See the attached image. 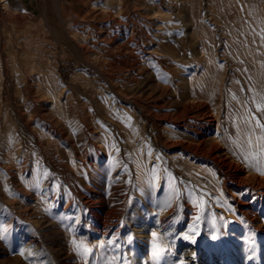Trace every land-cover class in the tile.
<instances>
[{
  "label": "rangeland",
  "instance_id": "374dc122",
  "mask_svg": "<svg viewBox=\"0 0 264 264\" xmlns=\"http://www.w3.org/2000/svg\"><path fill=\"white\" fill-rule=\"evenodd\" d=\"M263 36L264 0H0V264H264Z\"/></svg>",
  "mask_w": 264,
  "mask_h": 264
},
{
  "label": "bare ground",
  "instance_id": "6f19581e",
  "mask_svg": "<svg viewBox=\"0 0 264 264\" xmlns=\"http://www.w3.org/2000/svg\"><path fill=\"white\" fill-rule=\"evenodd\" d=\"M229 11H227V13H228ZM85 23V22H84ZM133 28V27H132ZM258 34V33H257ZM261 34V33H260ZM262 35V34H261ZM264 37V36H263ZM262 37V38H263ZM259 38V37H258ZM257 40V39H256ZM264 40V39H263ZM259 41V40H258ZM257 41V42H258ZM256 42V41H255ZM260 42V41H259ZM264 42V41H263ZM254 43V42H253ZM262 43V41L260 42V44ZM248 44V43H247ZM260 44H257V46L259 45L260 46ZM251 45H253V44H251ZM250 45V46H251ZM255 45H256V43H255ZM254 46V45H253ZM261 47V46H260ZM149 51V50H148ZM4 69V68H3ZM243 72V71H242ZM219 80V79H218ZM161 107V106H160ZM203 110H205V111H203L204 113V117L201 119L202 121H199V123L197 124V125H195V127H194V129H193V140L196 142V145H202V144H205V143H208V144H210V143H212V139H211V137H209V136H205V138H203V139H198L202 134H203V130L204 129H207V128H209L210 126H211V121H212V119L209 117V114H208V112H207V110H206V108L205 107H203L202 108ZM197 112V111H196ZM187 124V123H186ZM183 127H185V125L183 126ZM186 128V127H185ZM190 128V127H189ZM168 129V128H167ZM202 129V130H201ZM171 130V129H170ZM217 131V130H216ZM178 132H180V131H178ZM190 132V131H189ZM218 134V133H217ZM213 135V134H212ZM197 138V139H196ZM216 138V137H215ZM214 139V138H213ZM220 139V138H219ZM218 140V139H217ZM221 143V142H220ZM222 144V143H221ZM183 148H185L188 152H189V155L190 156H197V153H196V149H198V147H195V148H191V144H184V143H181L180 144ZM213 148V149H212ZM215 149V150H214ZM248 149H249V147H248ZM249 150H251V149H249ZM201 151V150H200ZM209 152H207L208 153V156H206L205 158L207 159V160H210L211 162H212V160L214 159V158H216V157H218L219 155H217V153L219 152V149H218V147L217 146H215V147H210V149L208 150ZM225 155V154H224ZM189 156V157H190ZM205 156V155H204ZM204 156H203V158H204ZM230 158V157H229ZM218 160V159H217ZM222 160V159H221ZM228 160V159H227ZM146 163V162H145ZM205 163V162H204ZM225 164V163H224ZM256 165V164H255ZM210 166V165H209ZM148 167V165H146V168ZM225 168V167H224ZM228 168H229V166H228ZM225 170V169H224ZM237 170V169H236ZM221 172V171H220ZM254 173V172H253ZM226 175V174H225ZM238 176V175H237ZM237 176H234V175H232L231 176V180L233 181V180H235L236 179V177ZM251 177V176H250ZM237 180V179H236ZM255 180V179H254ZM263 181V180H262ZM228 182V181H227ZM246 182V181H245ZM244 182V183H245ZM256 182V181H255ZM262 184V183H261ZM264 184V183H263ZM240 185V184H239ZM251 185V184H250ZM257 185V184H256ZM223 186V185H222ZM227 186V185H226ZM235 186V185H234ZM259 186V185H258ZM224 187V186H223ZM228 188V187H227ZM246 188V187H245ZM224 189V188H223ZM226 189V188H225ZM247 191V190H246ZM259 192V191H258ZM262 193V192H261ZM233 194V193H232ZM240 196V195H239ZM100 198V197H99ZM236 199H238V198H236ZM235 201V200H234ZM238 204H240V205H245V206H242V207H240V208H242L243 210H250V212H253V209L250 207V205L252 204H249L248 205V203H247V201L246 202H238ZM235 206V205H234ZM231 209V208H230ZM262 209V208H261ZM232 210V209H231ZM248 210V211H249ZM239 211V210H238ZM234 212V211H233ZM243 212H246V211H243ZM242 213V212H241ZM240 213V214H241ZM254 214V213H253ZM245 215H247V214H245ZM163 217V216H162ZM263 219V218H262ZM242 220V219H241ZM259 221V220H258ZM255 223H256V221H255ZM249 224V223H248ZM255 225V224H254ZM255 227V226H254ZM259 227V226H258ZM111 228H113V225L110 223V221L109 222H100V223H98L97 225H96V227H95V229H94V231L96 232V233H98L99 235H101V237L102 236H105V235H108V232H109V230L111 229ZM263 232V231H262ZM139 237V236H138ZM97 243V242H96Z\"/></svg>",
  "mask_w": 264,
  "mask_h": 264
},
{
  "label": "snow or ice",
  "instance_id": "6c2138e0",
  "mask_svg": "<svg viewBox=\"0 0 264 264\" xmlns=\"http://www.w3.org/2000/svg\"><path fill=\"white\" fill-rule=\"evenodd\" d=\"M257 127L264 128V125H259L258 124ZM261 174H264V172H262ZM196 220H199V216L196 217ZM196 227H198V225L197 226H194V227H192V228L189 229V233L188 234H185V239L192 238L193 239V242H194V237L190 236L189 234L196 233ZM153 236H154V239H155V234H153ZM79 247H82V245L79 246ZM88 251H89L88 249H86V248L84 249V252L85 253H87ZM163 251L164 250L162 248H160L158 244H154V253H153V255H154V258L155 259L159 260L160 257L163 254ZM21 255H23V253H21Z\"/></svg>",
  "mask_w": 264,
  "mask_h": 264
}]
</instances>
